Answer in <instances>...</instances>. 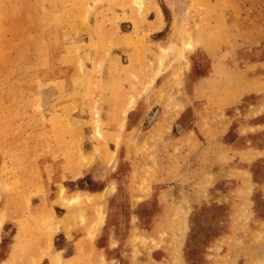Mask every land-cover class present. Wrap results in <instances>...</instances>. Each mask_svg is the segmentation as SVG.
<instances>
[{"label":"rangeland","instance_id":"1","mask_svg":"<svg viewBox=\"0 0 264 264\" xmlns=\"http://www.w3.org/2000/svg\"><path fill=\"white\" fill-rule=\"evenodd\" d=\"M0 264H264V0H0Z\"/></svg>","mask_w":264,"mask_h":264},{"label":"bare ground","instance_id":"2","mask_svg":"<svg viewBox=\"0 0 264 264\" xmlns=\"http://www.w3.org/2000/svg\"><path fill=\"white\" fill-rule=\"evenodd\" d=\"M180 28V27H179ZM92 200V199H91ZM185 218V217H184ZM185 222V220H183ZM185 227V226H184Z\"/></svg>","mask_w":264,"mask_h":264}]
</instances>
